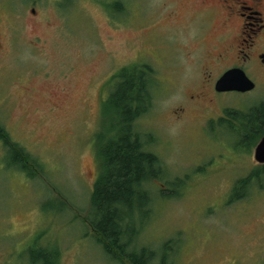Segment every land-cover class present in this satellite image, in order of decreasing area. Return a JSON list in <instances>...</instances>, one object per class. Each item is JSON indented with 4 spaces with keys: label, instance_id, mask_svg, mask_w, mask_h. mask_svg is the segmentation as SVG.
<instances>
[{
    "label": "rangeland",
    "instance_id": "1",
    "mask_svg": "<svg viewBox=\"0 0 264 264\" xmlns=\"http://www.w3.org/2000/svg\"><path fill=\"white\" fill-rule=\"evenodd\" d=\"M220 11L218 0H0V124L44 164L37 175L20 171L0 141V264H30L27 246L60 247L59 264H123L87 216L102 172L94 135L117 131L105 107L110 80L135 63L155 82L137 127L184 180L153 183L151 213L134 217L145 221L137 248L156 251V263L167 253V264H264V178L230 202L235 182L260 166L255 145L239 150L209 123L262 101L264 75L250 92L204 98L230 64L216 61Z\"/></svg>",
    "mask_w": 264,
    "mask_h": 264
},
{
    "label": "trees",
    "instance_id": "2",
    "mask_svg": "<svg viewBox=\"0 0 264 264\" xmlns=\"http://www.w3.org/2000/svg\"><path fill=\"white\" fill-rule=\"evenodd\" d=\"M152 74L147 64L135 63L120 68L113 75L105 107L117 131L94 135L102 172L91 193L87 221L105 252L123 264H167V253L156 263V251L146 245L137 248L136 242L145 221L135 223L134 217L136 212L145 213V216L151 213L155 181H160L161 185L168 181L178 184L184 181L168 174L159 156L148 149L154 137L141 132L136 124L152 106L151 83H155ZM216 123L236 137L237 149L250 150L264 134V99L247 110L227 108L224 116L211 122L212 127ZM0 141L12 150L14 166L20 171L37 175L44 170V164L15 142L1 124ZM263 178L264 165L256 166L246 177L235 182L230 202L243 197L253 182ZM156 191L167 194L159 187ZM169 244L165 242L167 249ZM27 247L30 264H59L60 247L54 246L55 250Z\"/></svg>",
    "mask_w": 264,
    "mask_h": 264
},
{
    "label": "flooded vegetation",
    "instance_id": "3",
    "mask_svg": "<svg viewBox=\"0 0 264 264\" xmlns=\"http://www.w3.org/2000/svg\"><path fill=\"white\" fill-rule=\"evenodd\" d=\"M218 1L221 6L220 12L223 14L220 25L224 26V29L220 30L218 36V46L221 50L218 52L216 61L223 59V62H230V64L223 67L221 73L217 74L218 78L215 82L209 83L210 91L204 94V98L206 99L210 94L211 101L219 94L239 92L236 90L218 91L216 88L218 80L230 70H243L254 81L255 88L258 80L261 79L259 77L264 75V0ZM236 25L238 29L235 28ZM247 92L250 91L239 93ZM225 109L227 107L223 108L221 113L209 123L224 116ZM13 252L11 250L10 254L12 255Z\"/></svg>",
    "mask_w": 264,
    "mask_h": 264
},
{
    "label": "water",
    "instance_id": "4",
    "mask_svg": "<svg viewBox=\"0 0 264 264\" xmlns=\"http://www.w3.org/2000/svg\"><path fill=\"white\" fill-rule=\"evenodd\" d=\"M236 75L238 76L235 77ZM254 86V82L240 69L226 72L216 85L218 91L238 90L241 92L251 90ZM254 157L259 163H264V135L255 147Z\"/></svg>",
    "mask_w": 264,
    "mask_h": 264
}]
</instances>
